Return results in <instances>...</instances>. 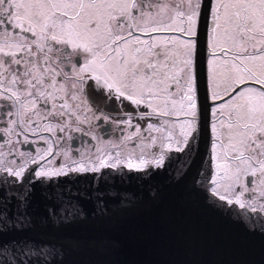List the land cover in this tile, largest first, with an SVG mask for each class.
Listing matches in <instances>:
<instances>
[{"label":"snow or ice","instance_id":"1","mask_svg":"<svg viewBox=\"0 0 264 264\" xmlns=\"http://www.w3.org/2000/svg\"><path fill=\"white\" fill-rule=\"evenodd\" d=\"M160 177L264 241V0H0V264H125Z\"/></svg>","mask_w":264,"mask_h":264},{"label":"water","instance_id":"2","mask_svg":"<svg viewBox=\"0 0 264 264\" xmlns=\"http://www.w3.org/2000/svg\"><path fill=\"white\" fill-rule=\"evenodd\" d=\"M164 180L156 181L163 188L160 205L146 202L114 226L121 247L113 259L125 264H260L264 241L247 235L228 207H209L210 193ZM137 183L131 182L133 191Z\"/></svg>","mask_w":264,"mask_h":264},{"label":"flooded vegetation","instance_id":"3","mask_svg":"<svg viewBox=\"0 0 264 264\" xmlns=\"http://www.w3.org/2000/svg\"><path fill=\"white\" fill-rule=\"evenodd\" d=\"M95 106L98 111L102 110L105 114L112 117L114 121H120L122 119H125L124 112L129 110L127 109L126 102L125 108H118L117 101L115 100H112L110 102H104L102 99H99ZM133 123H137V121L134 119ZM106 129L108 130L107 133H105ZM97 132L99 135L103 136L105 140L111 139L114 142H119V138L121 137V135L126 134L122 132L121 127H118L117 124L103 120L100 122ZM84 141L85 142L83 144L81 143L80 139H76L73 141V155H76V149L78 148H92L93 145L92 143L87 142V138H84ZM60 163L61 160L57 159L56 164Z\"/></svg>","mask_w":264,"mask_h":264}]
</instances>
